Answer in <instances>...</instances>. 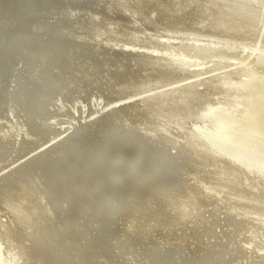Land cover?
<instances>
[{
  "label": "bare ground",
  "instance_id": "6f19581e",
  "mask_svg": "<svg viewBox=\"0 0 264 264\" xmlns=\"http://www.w3.org/2000/svg\"><path fill=\"white\" fill-rule=\"evenodd\" d=\"M137 1L0 0L2 264H264V0Z\"/></svg>",
  "mask_w": 264,
  "mask_h": 264
},
{
  "label": "water",
  "instance_id": "95a60500",
  "mask_svg": "<svg viewBox=\"0 0 264 264\" xmlns=\"http://www.w3.org/2000/svg\"><path fill=\"white\" fill-rule=\"evenodd\" d=\"M66 1H71V3H72V1L73 0H66ZM77 1H84V3H87V4H91V6L90 7H92V4L93 5H95L94 4V2H96V0L94 1V0H76V2ZM119 1H121V0H119ZM130 1H132V2H130L132 5H136L137 4V0H130ZM134 2V3H133ZM41 3V2H40ZM54 3L56 4V5H59L60 4V0H54ZM127 3V2H126ZM55 5V7H57ZM81 7V6H80ZM39 12H41V11H44L45 9V6L43 5V3H41L40 5H39ZM96 9H98V10H100V8L99 7H95L94 6V8L92 9V11H95ZM101 11H104V10H101ZM55 13H52V15H55V14H57V13H60L59 11H54ZM37 13V12H36ZM80 12L78 11V10H76V11H73V12H71V14L72 15H78ZM82 13V12H81ZM117 12H116V10H115V14H116ZM63 15V14H62ZM81 16H82V14H81ZM86 16H87V14H86ZM33 17H35V16H33ZM63 17H64V15H63ZM81 18V27H78L77 25L79 24V23H75L72 19H69V20H71L72 21V23H75V24H72L73 26H74V29L76 30V32H82L83 33V35H84V38H86V36H87V32H89V31H86L85 30V27H84V25H86V24H88V26L90 27V26H92V24H94L95 25V23L96 22H98L97 20H94L93 18L92 19H90V18H86V17H84V16H82V17H80ZM61 20H64V18H62V16L60 15V21L59 22H61V23H65L66 24V22H63V21H61ZM87 22H86V21ZM107 28H105L104 30H99V29H97L96 31L97 32H95L93 35H92V33L90 34L91 36H93V38L95 39V35L96 34H98V37H97V39L96 40H94V41H96L97 42V44L99 45V44H102L101 46H103L105 43H104V41L105 40H107V37L110 35V34H112V33H110L109 31L105 34V33H103V31H105ZM99 31V32H98ZM100 34V35H99ZM113 35V34H112ZM112 35H110L111 37H113ZM120 37H118L117 36V38H116V36H115V39H120V40H125V41H134V42H137V41H135L134 39H133V37L131 36V37H127V36H125V35H119ZM143 38V37H142ZM154 40V39H153ZM142 42V41H141ZM143 42H145V41H143ZM124 49H126V48H124ZM125 52L127 51V50H124ZM264 115V112H263V114H262V116ZM261 116V115H260ZM10 117H11V115H10ZM259 119H260V117H257L256 116V114H253L252 116H248L242 123L245 125V127H248L247 125L248 124H253V123H255V121H259ZM238 124L239 123H233L232 122V126H238ZM257 124V123H256ZM255 126V125H254ZM226 129H229V124L227 123V125H226ZM231 129H232V127H231ZM257 135V137H259L260 136V134L258 133V134H256ZM263 138H264V136H263ZM250 142H252L251 140H250ZM237 146H242V145H240V144H237ZM255 146L256 147H259L260 149H261V152L259 153L261 156H264V141L263 140H258L257 142H255ZM0 264H2L1 263V261H0Z\"/></svg>",
  "mask_w": 264,
  "mask_h": 264
}]
</instances>
